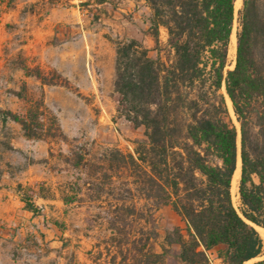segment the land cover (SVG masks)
Instances as JSON below:
<instances>
[{"label": "trees", "instance_id": "obj_1", "mask_svg": "<svg viewBox=\"0 0 264 264\" xmlns=\"http://www.w3.org/2000/svg\"><path fill=\"white\" fill-rule=\"evenodd\" d=\"M146 1L157 56L137 38L115 41L119 111L144 127L145 137L136 139L134 152L109 148L108 154L112 168L117 164L130 172L144 201L140 207L134 203L129 214L150 221L149 211L169 205L185 227L168 229L161 251L152 242L159 237L156 227L126 237V250L115 235L112 240L120 243L124 262L133 260L128 264H213L209 252L221 245L224 261L245 264L264 255V239L254 225L264 227V0H243L239 11L236 0ZM237 21L236 64L228 68ZM24 69L53 83L41 68ZM0 113L3 121L20 123L30 138L64 134L57 122L48 125L43 102L25 114ZM239 154L236 208L232 183ZM254 264H264V258Z\"/></svg>", "mask_w": 264, "mask_h": 264}, {"label": "rangeland", "instance_id": "obj_2", "mask_svg": "<svg viewBox=\"0 0 264 264\" xmlns=\"http://www.w3.org/2000/svg\"><path fill=\"white\" fill-rule=\"evenodd\" d=\"M129 7L128 0H0V111L25 114L43 102L48 125L64 133L30 138L0 113V264L133 263L122 260L118 241L126 250V237L156 227L152 242L161 251L168 229L185 227L169 205L149 211L150 221L129 214L144 201L130 172L111 166L109 148L134 152L145 137L119 111L115 41L137 38L157 56L147 1ZM162 42L167 53L166 30ZM26 66L53 83L27 75ZM224 248L209 252L215 264H230L219 257Z\"/></svg>", "mask_w": 264, "mask_h": 264}, {"label": "bare ground", "instance_id": "obj_3", "mask_svg": "<svg viewBox=\"0 0 264 264\" xmlns=\"http://www.w3.org/2000/svg\"><path fill=\"white\" fill-rule=\"evenodd\" d=\"M242 5H243V0H236L237 11L240 9V7ZM230 47H231L230 48V56L234 57V59H235L234 66H235V64H236V53H237V33H236V31H234V33L232 35V43H231ZM227 99H228V105L230 108V112L233 115L235 122H236V125L238 126V128L240 130V122L237 120V117L235 115L233 103H232L229 96L227 97ZM238 138H239V142H240V140H241L240 134H239ZM241 175H242V159H241V155L239 154L237 169H236V172L234 174L233 183H232V196H233V202H234L236 208H239V203H240L239 183H240ZM254 225L264 239V227L256 225V224H254ZM260 258L261 259L264 258V255L250 259V260L246 261L245 264H252L255 260L260 259Z\"/></svg>", "mask_w": 264, "mask_h": 264}, {"label": "crops", "instance_id": "obj_4", "mask_svg": "<svg viewBox=\"0 0 264 264\" xmlns=\"http://www.w3.org/2000/svg\"><path fill=\"white\" fill-rule=\"evenodd\" d=\"M128 1H129V5H130V7H129L130 10H133L134 8L132 9V7L136 6L138 4V2H139V0H128ZM164 30L165 29H163V31Z\"/></svg>", "mask_w": 264, "mask_h": 264}, {"label": "built area", "instance_id": "obj_5", "mask_svg": "<svg viewBox=\"0 0 264 264\" xmlns=\"http://www.w3.org/2000/svg\"><path fill=\"white\" fill-rule=\"evenodd\" d=\"M212 261H213V259H212ZM213 264H215L214 261H213Z\"/></svg>", "mask_w": 264, "mask_h": 264}, {"label": "water", "instance_id": "obj_6", "mask_svg": "<svg viewBox=\"0 0 264 264\" xmlns=\"http://www.w3.org/2000/svg\"><path fill=\"white\" fill-rule=\"evenodd\" d=\"M263 259V258H262Z\"/></svg>", "mask_w": 264, "mask_h": 264}]
</instances>
